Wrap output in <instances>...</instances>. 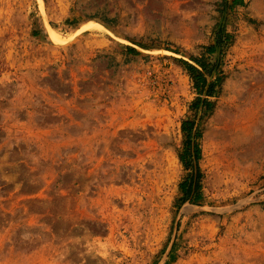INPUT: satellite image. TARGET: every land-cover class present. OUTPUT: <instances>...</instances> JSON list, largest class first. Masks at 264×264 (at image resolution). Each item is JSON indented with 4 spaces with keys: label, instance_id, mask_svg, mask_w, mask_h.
Returning a JSON list of instances; mask_svg holds the SVG:
<instances>
[{
    "label": "rangeland",
    "instance_id": "1",
    "mask_svg": "<svg viewBox=\"0 0 264 264\" xmlns=\"http://www.w3.org/2000/svg\"><path fill=\"white\" fill-rule=\"evenodd\" d=\"M232 3L0 0V264H264V0Z\"/></svg>",
    "mask_w": 264,
    "mask_h": 264
},
{
    "label": "trees",
    "instance_id": "2",
    "mask_svg": "<svg viewBox=\"0 0 264 264\" xmlns=\"http://www.w3.org/2000/svg\"><path fill=\"white\" fill-rule=\"evenodd\" d=\"M242 3H243V0H233L232 6L242 5ZM214 51H215V46H211L210 48L207 49V53L209 55L213 54ZM198 63L200 64V62H198ZM203 70L206 72V68L205 67H203ZM192 80L194 82V85H195L197 91H200L201 90L200 84H201V81L203 80L202 73H199L197 75L193 74ZM213 86H214V84H211L210 87H209V89H208V94H207L208 97H210L212 95ZM191 126H192L191 123L189 125L187 124V127H184L183 128V131L184 132H188V129L187 128H189V127L191 128Z\"/></svg>",
    "mask_w": 264,
    "mask_h": 264
}]
</instances>
